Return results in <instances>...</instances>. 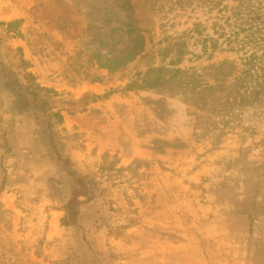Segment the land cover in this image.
<instances>
[{"label":"rangeland","instance_id":"1","mask_svg":"<svg viewBox=\"0 0 264 264\" xmlns=\"http://www.w3.org/2000/svg\"><path fill=\"white\" fill-rule=\"evenodd\" d=\"M18 2L0 264H264V85L244 100V51L212 48L233 0Z\"/></svg>","mask_w":264,"mask_h":264},{"label":"trees","instance_id":"2","mask_svg":"<svg viewBox=\"0 0 264 264\" xmlns=\"http://www.w3.org/2000/svg\"><path fill=\"white\" fill-rule=\"evenodd\" d=\"M233 2V5H227L226 10H223L224 14L220 17L223 24L219 22V17L214 23L217 38H211L212 48L220 47L219 39L222 38L227 50L244 51L242 79L246 80L244 83L246 87L241 96L246 100L254 95L248 85L250 80L258 78L257 84L260 88L264 85V0H233ZM80 182L81 179H77L76 183ZM83 189L81 186L76 188L72 198L65 205L62 225H72L77 222L78 197L85 194Z\"/></svg>","mask_w":264,"mask_h":264},{"label":"crops","instance_id":"3","mask_svg":"<svg viewBox=\"0 0 264 264\" xmlns=\"http://www.w3.org/2000/svg\"><path fill=\"white\" fill-rule=\"evenodd\" d=\"M30 1H32L35 5L38 3V0H28V2ZM19 4L18 0H0V16H3L4 18L12 16L18 12Z\"/></svg>","mask_w":264,"mask_h":264}]
</instances>
